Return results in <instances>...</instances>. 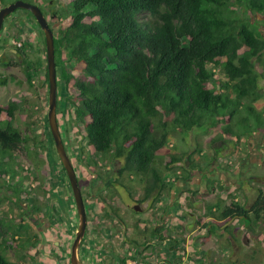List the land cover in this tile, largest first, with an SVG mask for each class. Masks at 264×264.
Wrapping results in <instances>:
<instances>
[{"label": "trees", "instance_id": "16d2710c", "mask_svg": "<svg viewBox=\"0 0 264 264\" xmlns=\"http://www.w3.org/2000/svg\"><path fill=\"white\" fill-rule=\"evenodd\" d=\"M49 1L55 0H45L47 6L40 9L45 18L57 17ZM231 1L71 0L66 8L70 22L58 35L52 31L55 49L61 45L70 63L82 65L74 81L78 99L74 108L86 121L87 146L102 159L121 160L127 175L139 178L142 201L159 200L171 189V184L161 182L156 165L171 136L213 130L215 140L248 138L264 129V109L255 107L264 98L257 69L264 38L249 19L230 10ZM233 2L245 13L264 14V0ZM6 5L7 0H0V8ZM19 11L28 12H15ZM14 48L31 80L39 66ZM44 63L48 94L46 57ZM214 68L222 71L227 82L217 79ZM5 83L4 78L0 86ZM19 106L15 102L0 106V118L3 114L7 118L0 119L3 179L14 178L10 157L26 151V139L13 124ZM183 154L169 155V159L181 162ZM169 162L164 163L166 168ZM252 209L249 215L245 207L230 203L219 216L225 221L247 220L246 225L264 220L261 192ZM1 249H5V237L0 217ZM0 264L12 263L0 252Z\"/></svg>", "mask_w": 264, "mask_h": 264}, {"label": "rangeland", "instance_id": "374dc122", "mask_svg": "<svg viewBox=\"0 0 264 264\" xmlns=\"http://www.w3.org/2000/svg\"><path fill=\"white\" fill-rule=\"evenodd\" d=\"M14 1L16 0H7V3L9 5ZM31 1L33 3L34 0ZM69 1L71 0L51 2V7L58 12V16L51 15L46 17V20L56 35L70 22L66 9ZM37 6L45 8L47 2L39 0ZM230 10H233L239 17L249 19L264 38V14L245 13L243 8L233 0L230 3ZM42 39L43 36L34 17L28 12H14L3 21L0 30V81L5 78L6 83L0 86V106L6 107L10 102L19 103V110L13 124L26 139V151L15 152L8 162L14 171V178L11 180L0 178V217L5 237V249H1L0 252L12 264H20L23 260H27L29 253L24 248V244L28 245L24 243L26 242L25 234L35 233L32 220L28 219V216L32 215L38 223V220L46 213L48 201L45 199L47 198L44 199L43 195L38 196V192L43 189L44 182L46 187L58 188V195L61 197V204L57 202L59 199L54 200L55 206L61 210V212L58 210L54 213V216L58 215L56 227L71 231L77 226L75 208L67 193L68 186L64 175L59 171L61 163L47 126L48 94L43 70L46 55ZM14 47L21 49L28 61L35 67L39 66L32 73L31 80H28L24 74V64L20 63L21 55L19 54L20 57L15 55ZM54 50L57 82L56 117L59 131L65 139L75 138L77 143H83L86 121L77 116L74 108V103L78 101L74 81L80 76L82 65L75 62L70 63L61 45H57L56 49L54 45ZM258 63L259 86L264 93V50L259 56ZM214 70L221 83L227 82V78L220 69L214 68ZM263 105L264 98L255 103L258 109H264ZM0 119L1 121L7 120L4 114ZM216 133L213 130L209 132L195 130L183 137L171 136L165 149L156 158V165L162 173L161 182L164 180L167 185H173L176 180L174 176L183 173L182 167L185 164L190 165V168L203 171L205 167H210V159L214 160V156L217 158L218 167H221L220 170L226 169L232 172L241 168L240 161L245 163L244 166L252 168V162L250 164L248 160L250 150H253L255 146L252 136L250 138L221 136L220 139L215 140ZM213 139L214 142H212ZM224 143H228V147ZM88 150L95 158L98 157L89 147ZM174 154L178 157L183 154L181 162L172 163L170 161L169 155ZM74 157L77 159V152L74 153ZM166 162L170 163L168 168L164 166ZM254 175L260 177L254 182L255 187L264 191L263 164L255 168ZM231 182L226 181L222 185L212 181V184L208 186L200 183L198 186L202 191L212 186L215 191H218L214 197H208L201 203H196L200 199L199 196H195V202L192 203L189 198L184 200L183 196L179 199L176 192L170 194L171 191L168 193L164 191L163 196L158 200L160 207L155 212L156 217L154 218L148 216L150 208L145 207V204L140 206L143 208L140 213L130 208L131 210H128L130 228L141 229L137 226V220L144 219L145 230H150V226L159 225L157 229L161 233L160 242L154 243V246L158 247L141 248L139 253L143 255L131 257L129 259L131 264H157L156 254L158 252L161 257L158 261H165L166 264H264V220L251 221L249 225H246L247 221L237 219L224 221L219 216L222 209L230 203H238L243 207L248 203L244 193L242 194L244 189L240 188L242 184L246 186V183L240 180L233 187ZM8 184L10 188H7ZM127 184L132 188L133 196L140 193L139 188H142L139 178L133 175L128 176ZM209 193L210 191L205 196ZM248 198L252 201V196ZM129 204L134 203L129 201ZM249 206L245 208L249 209ZM51 208L52 205L49 211ZM224 222L227 224L224 228H220ZM212 224L218 226V233L211 229V235L205 237V241L199 237L196 238L198 233L206 231L207 225ZM221 229H224L223 232L220 231ZM169 232L171 237L166 239L165 233ZM163 240L165 242H161ZM119 241L118 239L117 242ZM96 244L104 245V242ZM107 245L110 246L109 242L106 247ZM32 251H34L33 248Z\"/></svg>", "mask_w": 264, "mask_h": 264}, {"label": "flooded vegetation", "instance_id": "af4514ba", "mask_svg": "<svg viewBox=\"0 0 264 264\" xmlns=\"http://www.w3.org/2000/svg\"><path fill=\"white\" fill-rule=\"evenodd\" d=\"M34 1L32 3L34 5H37V2H39V0ZM49 4H51V1H49ZM39 8L42 9V7ZM62 136L64 135H61L62 144L73 167L86 215L85 232L79 242L77 250L79 264H131L129 259L137 255H143L139 253L141 248L154 246V243L157 244L160 240L159 238H161V233L157 229L159 225L150 226V230H145V225L143 224L144 219L137 220V226H140L141 229L130 228L128 225V210L131 208L132 211L140 213L143 210L140 206L145 204V207L147 206L150 208L148 216L154 218L156 217L155 212L158 211L160 207L158 200L154 201L149 198L142 201V189L140 188V193L133 196V190L127 184L128 175L122 169L123 164L121 160L113 159L111 156L102 159L99 155L95 158L92 152L88 150L85 140L83 143H77L75 138L70 140ZM251 136L254 138L255 142L254 149L250 150L248 155V160L250 164L252 162L253 165L252 168L244 166L245 163L240 161L239 166H241V168L244 166L243 170L239 167L242 171H240L239 168L232 172L226 169L220 170L221 167H218L219 165L215 156L214 160L210 159V167H205L203 171L190 168V165L188 166V164H185L182 170L183 173H180L176 178L171 186V192L169 193L176 192L179 195V199L183 196L184 200L189 198L192 203L195 202V196H199L200 199L196 201V203H201L202 200L205 201L208 197H214L218 191H215L213 186L210 189L207 188L204 189L205 191H202L198 186L200 183L201 185L208 186L210 183L212 184V181H216L222 185L226 181H232L231 183L233 187H235L240 180H243L246 186L242 184L240 188L241 190L244 189L242 194L244 193L248 200L246 206L250 205L249 209L246 210L249 212L248 214L251 215L256 196L260 192L264 194V191H260L261 189L255 187L254 183L257 178H260L254 175L255 168L261 167L262 164L264 168V129L260 128ZM75 152H77L78 155L77 159L74 157ZM59 171L64 175L66 185L68 186L67 193H69V197L75 208L72 191L62 164ZM234 176H236V178ZM43 185V189L38 192V196L43 195L44 199L47 198L45 199L48 201V205L45 209L46 213L43 214V218L38 220V223L37 219L32 215L28 216V219L32 220L35 233L30 234L29 232L25 234L26 242L24 241V243L28 245L24 244V248L27 249L29 254L27 260H23L20 264H71V246L76 237L79 223L76 208L74 214L77 220V226L71 231L57 228L56 222H58V215L54 216V213L58 212L60 209L55 206L56 202L54 200L57 201V199H59L57 201L58 204L62 203V201H60L61 197L58 195L59 190L58 188L53 189L52 187H46L45 182ZM140 186L142 188V185ZM209 191L210 193L208 196H205ZM248 196H252V201H249ZM129 201H132L134 204L130 205ZM51 205L52 208L50 213L49 209ZM136 209L139 211H136ZM225 224L226 223L220 228H224ZM217 227L216 224L207 225L206 231L204 233H198L196 238L199 237V239L205 241V237L211 235V229L212 231L214 230L215 233H218ZM222 230L224 229L220 231ZM170 234V232L165 233L166 239L171 237ZM118 239L120 240L119 242H117ZM165 240L161 242H165ZM101 241L104 242V245L96 244H102ZM108 242L111 247L109 245L106 247ZM168 243H170V240H168ZM154 247L156 248L158 246ZM32 248L34 251H32ZM109 251L110 254H108ZM134 253L136 255H134ZM160 259L161 257H159L158 252L156 254L157 264H166L165 261L159 262L158 260Z\"/></svg>", "mask_w": 264, "mask_h": 264}, {"label": "water", "instance_id": "95a60500", "mask_svg": "<svg viewBox=\"0 0 264 264\" xmlns=\"http://www.w3.org/2000/svg\"><path fill=\"white\" fill-rule=\"evenodd\" d=\"M18 9L28 11L35 19L36 23L43 32L45 40V55L47 63V80H48V111H47V122L51 137L54 142V147L56 154L64 168L69 185L72 191L75 208L78 214V229L76 232V237L71 246V264H79L77 258V250L80 240L82 239L85 228H86V215L85 209L82 202L81 194L79 191L78 183L75 177L73 167L71 165L70 159L67 156L65 149L62 144L61 135L58 128L57 117H56V107H57V82H56V64H55V50H54V35L49 27L45 16L43 15L41 9L32 3L16 0L13 3L0 9V30L3 25L5 17L15 12ZM136 211H139L136 209Z\"/></svg>", "mask_w": 264, "mask_h": 264}, {"label": "bare ground", "instance_id": "6f19581e", "mask_svg": "<svg viewBox=\"0 0 264 264\" xmlns=\"http://www.w3.org/2000/svg\"><path fill=\"white\" fill-rule=\"evenodd\" d=\"M6 6H7V5H6ZM1 8H3V7H1ZM1 8H0V9H1ZM13 13H14V12H13ZM11 14H12V13H11ZM11 14H10V15H11ZM10 15H8L7 17H9ZM7 17H5V19H6ZM5 19H4V20H5ZM252 24H253V23H252ZM253 25H255V24H253ZM258 87L260 88V86H259V81H258ZM260 90H261V88H260ZM258 101H259V100H258ZM258 101H257V102H258ZM263 107H264V105H263ZM260 109H262V108H260ZM50 134H51V133H50ZM184 166H185V165H184ZM184 166L182 167V170H183ZM178 176H179V173H178L176 176H174V178H177ZM229 220H231V219H229ZM229 220H228V221H229ZM232 220H233V219H232ZM237 220H239V219H237ZM224 221H225V220H224ZM228 221H227V222H228ZM227 222H226V224H227ZM224 223H225V222H224Z\"/></svg>", "mask_w": 264, "mask_h": 264}]
</instances>
